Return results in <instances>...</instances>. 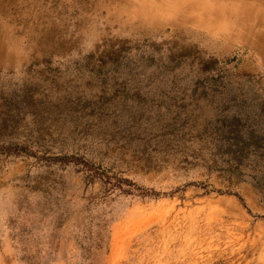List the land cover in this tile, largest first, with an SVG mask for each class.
Listing matches in <instances>:
<instances>
[{
    "label": "rangeland",
    "instance_id": "1",
    "mask_svg": "<svg viewBox=\"0 0 264 264\" xmlns=\"http://www.w3.org/2000/svg\"><path fill=\"white\" fill-rule=\"evenodd\" d=\"M0 264H264V0H0Z\"/></svg>",
    "mask_w": 264,
    "mask_h": 264
},
{
    "label": "bare ground",
    "instance_id": "2",
    "mask_svg": "<svg viewBox=\"0 0 264 264\" xmlns=\"http://www.w3.org/2000/svg\"><path fill=\"white\" fill-rule=\"evenodd\" d=\"M199 1H201V0H199ZM259 1V0H258ZM202 5H203V3H202ZM226 39V38H225Z\"/></svg>",
    "mask_w": 264,
    "mask_h": 264
}]
</instances>
